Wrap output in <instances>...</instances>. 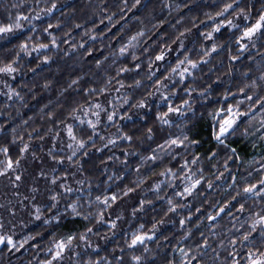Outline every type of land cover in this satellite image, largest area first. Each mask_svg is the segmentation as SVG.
<instances>
[{
	"label": "clouds",
	"instance_id": "obj_1",
	"mask_svg": "<svg viewBox=\"0 0 264 264\" xmlns=\"http://www.w3.org/2000/svg\"><path fill=\"white\" fill-rule=\"evenodd\" d=\"M0 264H264V0H0Z\"/></svg>",
	"mask_w": 264,
	"mask_h": 264
}]
</instances>
